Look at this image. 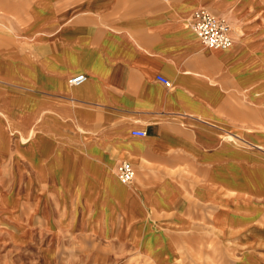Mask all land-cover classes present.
<instances>
[{
  "label": "crops",
  "instance_id": "1",
  "mask_svg": "<svg viewBox=\"0 0 264 264\" xmlns=\"http://www.w3.org/2000/svg\"><path fill=\"white\" fill-rule=\"evenodd\" d=\"M198 9L229 23L230 48L203 44ZM29 134L109 185L108 226L80 221L104 241L142 253L157 232L171 255L155 264L211 243L212 264H264V0H0V172L59 197Z\"/></svg>",
  "mask_w": 264,
  "mask_h": 264
},
{
  "label": "rangeland",
  "instance_id": "2",
  "mask_svg": "<svg viewBox=\"0 0 264 264\" xmlns=\"http://www.w3.org/2000/svg\"><path fill=\"white\" fill-rule=\"evenodd\" d=\"M40 138L29 134L20 140L35 148ZM27 155L39 176L49 171L58 177L51 188L59 197L47 191V185L27 178L23 172L18 174L16 168L14 175L0 172V264H155L153 261L158 263L171 255L170 249L158 248L157 232L145 236L141 253L104 241L80 225L88 218L101 234L114 217L99 214L109 212V185L96 183V176L94 182L92 177L87 179L86 169L80 166L82 159L77 168L71 169L69 155L38 153L36 148ZM115 172L116 185L125 184ZM102 188L106 198H101ZM175 253L179 258L172 264H212L209 261L214 256L223 254L213 243L209 247H180Z\"/></svg>",
  "mask_w": 264,
  "mask_h": 264
},
{
  "label": "built area",
  "instance_id": "3",
  "mask_svg": "<svg viewBox=\"0 0 264 264\" xmlns=\"http://www.w3.org/2000/svg\"><path fill=\"white\" fill-rule=\"evenodd\" d=\"M191 27L200 36L203 44L207 47L228 49L233 44L230 34L229 23L221 17H217L207 9H198L192 15ZM164 84L169 85L170 80L163 75H158ZM87 80L85 73L70 78V83L78 85ZM136 134L144 135V130L133 131ZM118 175L123 182H130L135 176V171L128 161H124L118 169Z\"/></svg>",
  "mask_w": 264,
  "mask_h": 264
},
{
  "label": "bare ground",
  "instance_id": "4",
  "mask_svg": "<svg viewBox=\"0 0 264 264\" xmlns=\"http://www.w3.org/2000/svg\"><path fill=\"white\" fill-rule=\"evenodd\" d=\"M87 170V169H86ZM38 171V170H37ZM121 180V179H120ZM122 181V180H121ZM123 182V181H122ZM123 183H129V182H123ZM98 195V194H97ZM102 198V197H101ZM78 207V206H77ZM74 210V209H73ZM110 216V215H109ZM99 217V216H98ZM81 218V217H80ZM94 218V217H93ZM107 218H108V216H107ZM111 219V218H110ZM105 226V225H104ZM101 232V231H100ZM152 234V233H151ZM146 238V237H145ZM156 238V237H155ZM146 243H147V240H146ZM154 247V246H153ZM148 248H150V246L148 247ZM154 251V250H153Z\"/></svg>",
  "mask_w": 264,
  "mask_h": 264
}]
</instances>
